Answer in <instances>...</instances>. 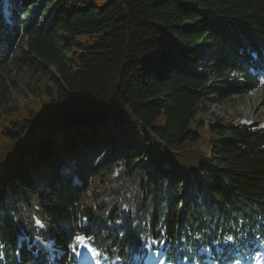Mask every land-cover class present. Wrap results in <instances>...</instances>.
I'll return each mask as SVG.
<instances>
[{
    "label": "trees",
    "instance_id": "obj_1",
    "mask_svg": "<svg viewBox=\"0 0 264 264\" xmlns=\"http://www.w3.org/2000/svg\"><path fill=\"white\" fill-rule=\"evenodd\" d=\"M11 65L44 88L9 102ZM261 76L264 0H0V186L17 182L0 264H76L77 234L117 264L155 244L175 262L249 256L264 245V127L207 124L206 103L264 98Z\"/></svg>",
    "mask_w": 264,
    "mask_h": 264
},
{
    "label": "rangeland",
    "instance_id": "obj_2",
    "mask_svg": "<svg viewBox=\"0 0 264 264\" xmlns=\"http://www.w3.org/2000/svg\"><path fill=\"white\" fill-rule=\"evenodd\" d=\"M204 53L206 48L203 47L199 49ZM6 81V85L9 87V102H23L27 98H34L36 94H38L45 86V78L40 73H34L26 68H21L16 65H11L8 69V72L2 75ZM207 108L209 109L208 117H206V123L209 121H213L214 116H220L225 119H232L235 122L239 123H257L259 126L264 127V98L260 94V91L251 92L249 95L244 97L243 99L237 98L235 101H227L225 103H216V102H207ZM59 140H61L62 136L59 133L56 135ZM141 135L136 134V139H140ZM202 150L207 149V144L201 146ZM102 156L106 155L109 157H113V152L108 150L105 147V150L101 153ZM64 159V158H62ZM65 163V160L63 161ZM70 163L67 168H70ZM121 169V165L118 164L113 167L112 171L114 175L118 173ZM3 172V169H1ZM31 179L36 185H42L43 183L40 181L38 176V172L35 170H30ZM16 179H10L5 186H0V198L3 197L4 193L8 196L7 204L10 206L15 205V195L10 194L11 189L15 186ZM101 180L98 179L95 181L93 187L94 189L100 188ZM38 224L40 225L41 222ZM87 245V247H85ZM91 248L85 239L84 245H79V263L83 264H104L103 262L97 261L95 257V253L88 251ZM92 249V248H91ZM149 258L165 260V256L161 252H152L147 256V262ZM156 259V260H157ZM158 261V260H157ZM263 264L264 263V250L256 257L252 262L248 261V264ZM159 264V263H158ZM230 264H240L239 262H234Z\"/></svg>",
    "mask_w": 264,
    "mask_h": 264
},
{
    "label": "snow or ice",
    "instance_id": "obj_3",
    "mask_svg": "<svg viewBox=\"0 0 264 264\" xmlns=\"http://www.w3.org/2000/svg\"><path fill=\"white\" fill-rule=\"evenodd\" d=\"M39 223V222H37ZM233 239V237L229 236L227 237V240L231 241ZM37 240H39V237H37ZM75 241L78 245H84L85 244V238L80 236V235H75ZM85 247H87V245H85ZM73 251L76 253V255H80L79 251H77L76 248H73ZM88 251H91L93 253H95L94 249L89 248ZM160 264H164L163 260L160 261Z\"/></svg>",
    "mask_w": 264,
    "mask_h": 264
},
{
    "label": "bare ground",
    "instance_id": "obj_4",
    "mask_svg": "<svg viewBox=\"0 0 264 264\" xmlns=\"http://www.w3.org/2000/svg\"><path fill=\"white\" fill-rule=\"evenodd\" d=\"M151 264H158V261L156 259H152Z\"/></svg>",
    "mask_w": 264,
    "mask_h": 264
}]
</instances>
